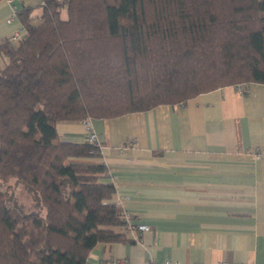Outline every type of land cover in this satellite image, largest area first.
<instances>
[{
	"label": "trees",
	"instance_id": "trees-1",
	"mask_svg": "<svg viewBox=\"0 0 264 264\" xmlns=\"http://www.w3.org/2000/svg\"><path fill=\"white\" fill-rule=\"evenodd\" d=\"M15 13L25 34L0 43V264H85L96 243L130 241L133 216L113 201L99 141L62 139L56 122L264 83V0H45ZM12 178L33 210L12 203Z\"/></svg>",
	"mask_w": 264,
	"mask_h": 264
},
{
	"label": "crops",
	"instance_id": "crops-1",
	"mask_svg": "<svg viewBox=\"0 0 264 264\" xmlns=\"http://www.w3.org/2000/svg\"><path fill=\"white\" fill-rule=\"evenodd\" d=\"M44 1L0 0V43L21 27L16 9ZM85 121L115 183L113 201L133 216L131 240L96 243L85 264H264V83L111 118L59 120L56 129L82 142Z\"/></svg>",
	"mask_w": 264,
	"mask_h": 264
},
{
	"label": "rangeland",
	"instance_id": "rangeland-1",
	"mask_svg": "<svg viewBox=\"0 0 264 264\" xmlns=\"http://www.w3.org/2000/svg\"><path fill=\"white\" fill-rule=\"evenodd\" d=\"M39 21L38 18L33 19V23H37ZM7 183L14 184V189L12 190V203L16 204L18 206L21 205V203H24L26 211L33 210L36 205L33 203V201L30 198V195L25 190L24 186L20 182H16L15 179H9ZM6 183L2 184V187L5 186ZM40 212L44 213V208H40ZM127 230V228H125Z\"/></svg>",
	"mask_w": 264,
	"mask_h": 264
},
{
	"label": "built area",
	"instance_id": "built-area-1",
	"mask_svg": "<svg viewBox=\"0 0 264 264\" xmlns=\"http://www.w3.org/2000/svg\"><path fill=\"white\" fill-rule=\"evenodd\" d=\"M10 20H11V18L9 17V18H8V21H10ZM24 34H25V30H24V28H23V27H19V28L15 29V30L9 35V40H10L11 42H15V43H16L17 41H19V39H20ZM85 123H86V130H87V136H86V139L89 140V141L98 142L96 133H95L94 131H92V129L90 128V126H89V124L87 123V121H85ZM114 185H115V183H114ZM115 188H116V186H115ZM116 203H118V202H116ZM128 214H129V213L126 212L124 216L128 218V216H129ZM137 227H138L139 229L142 230V229L147 228V225H146V224H138ZM162 264H174V263H171V262H169V261H163ZM214 264H234V263H228L227 261H224V260H218V261H215Z\"/></svg>",
	"mask_w": 264,
	"mask_h": 264
}]
</instances>
